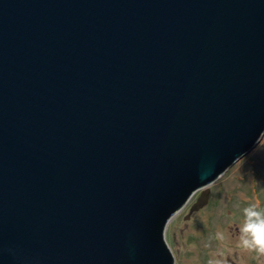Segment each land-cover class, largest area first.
Returning a JSON list of instances; mask_svg holds the SVG:
<instances>
[{
	"label": "water",
	"instance_id": "obj_1",
	"mask_svg": "<svg viewBox=\"0 0 264 264\" xmlns=\"http://www.w3.org/2000/svg\"><path fill=\"white\" fill-rule=\"evenodd\" d=\"M263 139L264 0H0V264H175Z\"/></svg>",
	"mask_w": 264,
	"mask_h": 264
},
{
	"label": "rangeland",
	"instance_id": "obj_2",
	"mask_svg": "<svg viewBox=\"0 0 264 264\" xmlns=\"http://www.w3.org/2000/svg\"><path fill=\"white\" fill-rule=\"evenodd\" d=\"M210 190L207 206L191 214L199 191L168 224L175 264H264V255L239 245L244 209L254 203L264 208V139Z\"/></svg>",
	"mask_w": 264,
	"mask_h": 264
},
{
	"label": "clouds",
	"instance_id": "obj_3",
	"mask_svg": "<svg viewBox=\"0 0 264 264\" xmlns=\"http://www.w3.org/2000/svg\"><path fill=\"white\" fill-rule=\"evenodd\" d=\"M244 217L240 227V247L264 255V208L251 204L244 209Z\"/></svg>",
	"mask_w": 264,
	"mask_h": 264
},
{
	"label": "bare ground",
	"instance_id": "obj_4",
	"mask_svg": "<svg viewBox=\"0 0 264 264\" xmlns=\"http://www.w3.org/2000/svg\"><path fill=\"white\" fill-rule=\"evenodd\" d=\"M215 182H216V181H215ZM211 185H212V184H211ZM211 185H210V186H211ZM209 188H210V187H209ZM201 194H202V191H201ZM202 209H203V208H202ZM198 211H200V210H197V211H195V212H198ZM195 212H194V213H195ZM179 213H180V212H179ZM179 213H177L176 215H178ZM176 215H175V216H176ZM175 216H174V217H175Z\"/></svg>",
	"mask_w": 264,
	"mask_h": 264
}]
</instances>
